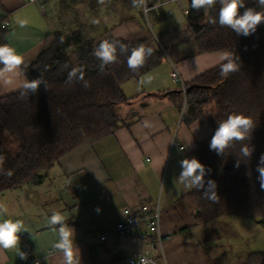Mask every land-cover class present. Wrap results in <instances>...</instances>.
Returning <instances> with one entry per match:
<instances>
[{
  "label": "crops",
  "instance_id": "crops-1",
  "mask_svg": "<svg viewBox=\"0 0 264 264\" xmlns=\"http://www.w3.org/2000/svg\"><path fill=\"white\" fill-rule=\"evenodd\" d=\"M254 1L245 0V5ZM146 2L147 7L153 8L145 17L141 7H133L130 17L116 23L108 19L112 24L105 25L119 39L157 37L166 54L158 67L124 85L126 94L134 97L133 101L137 99L136 105L119 109L125 115L134 109V116L126 121L128 127L64 156L52 169L41 173L44 177L41 184L27 183L0 194V205L7 209L0 215V221H24L29 231L18 234V247L40 258V264H63L62 253L53 248L57 232L47 223L53 212L61 213L73 229L80 264H128L127 257L147 250L152 251L159 264H248L250 254L264 253V225L251 219L252 226L247 222L243 228L255 233L251 245L243 243L246 249L236 251L242 255H232V246L240 242L244 232L240 230L241 238L238 235L234 240L229 238L236 237L237 231H230L228 239L222 237L215 226L218 220H229L228 217L198 223L196 209L188 197L192 189H185L177 179L182 171L180 161L193 157L199 160L200 145L214 131L200 121H188L189 107L185 110L171 104L168 94L179 91V85L170 74L176 69L188 83L219 66L225 51L199 52L190 21L192 17L207 15L203 9L186 17L188 0ZM170 3L178 5L183 13L180 18ZM41 4L31 0H0V15L9 22L7 44L23 56L26 65L16 73L0 77V97L21 90L27 78L24 69L55 39L58 30L46 12V4ZM149 76L151 82L141 84ZM144 204L158 205L163 212L160 243L156 237L151 238V244L145 238L113 233L123 219V210L138 209ZM185 229L188 230L183 234ZM106 232L109 238L100 242L98 236ZM8 263L25 264V260L14 249L0 248V264Z\"/></svg>",
  "mask_w": 264,
  "mask_h": 264
},
{
  "label": "trees",
  "instance_id": "trees-1",
  "mask_svg": "<svg viewBox=\"0 0 264 264\" xmlns=\"http://www.w3.org/2000/svg\"><path fill=\"white\" fill-rule=\"evenodd\" d=\"M245 7L260 10L255 1ZM219 8L210 10L204 23L190 21L197 47L200 53L232 52L239 57L240 70L225 79L219 65L185 83V94L181 87L169 92L168 100L179 109L188 104V121L207 124L214 133L219 122L233 113L248 116L255 127L250 139L234 142L223 155L210 150L214 134L200 145L205 186L192 189L188 197L200 224L227 216L264 224V189L257 179V165L264 154V23L249 36L237 35L228 27L209 23L210 17H218ZM243 11L240 9L241 14ZM7 22L0 15V44H7ZM104 40L115 45L116 61L101 70V61L93 52ZM141 43L152 48L153 54L142 67L132 71L127 60L132 48ZM71 46L76 47L74 56L68 52ZM165 55L153 37L126 40L113 37L109 31L107 37L95 41L83 40L79 31L70 35L55 32L50 47L24 69L29 80L42 77L47 88L41 84L35 94L26 98H21V90L0 97V155L5 158L3 169L12 171L11 177L0 174V194L27 183L41 184V173L52 169L64 156L128 127L126 121L134 116V109L126 115L119 109L136 105L137 99L133 101L134 97L126 94L124 85L158 67ZM73 68H82L84 81L79 79V72L68 81ZM245 145L254 149L250 157L240 152ZM237 161L239 168L235 167ZM209 180L216 184L218 202L205 198ZM248 264H264V253L250 254Z\"/></svg>",
  "mask_w": 264,
  "mask_h": 264
},
{
  "label": "clouds",
  "instance_id": "clouds-1",
  "mask_svg": "<svg viewBox=\"0 0 264 264\" xmlns=\"http://www.w3.org/2000/svg\"><path fill=\"white\" fill-rule=\"evenodd\" d=\"M103 4L104 0H98ZM258 8L245 7V0H191V8L200 11L203 9L207 14L212 10L215 5L219 4L217 18H209V23H218L221 27H228L233 30L237 35L249 36L257 30V27L264 23V0H255ZM133 7H147L146 0H131ZM244 9L243 13H240V9ZM20 26L23 27L24 23L21 21ZM63 38H61L62 40ZM127 47V46H123ZM116 47L109 40L101 41L94 49L93 55L101 61L100 68L106 65L114 63L116 61ZM153 54V49L146 47L143 43L137 47H133L131 55L127 60V67L136 71L142 67L148 57ZM222 63L220 64V75L227 79L230 74L240 70L241 65L238 62L239 57L235 56L232 52L225 51L220 57ZM0 77H4L6 74L16 73L18 69L24 65V58L19 54L15 48L9 44H0ZM26 67V65H24ZM77 72L80 73L79 79L84 81V74L82 68H73L68 73V81H72L76 77ZM152 77L149 76L147 80H141V84L150 83ZM41 84L47 85L45 81L40 78L25 79L20 91L21 98H26L30 94H35ZM89 85L87 81L84 82V87ZM255 125L253 121L242 113H233L227 116L226 119L219 122L218 127L215 130L214 135L210 140V150L215 151L218 155H223L225 150L232 146L234 142L244 141L251 138L252 130ZM184 149L181 148L180 151ZM254 149L248 145L243 146L240 149L241 154L244 157H250ZM4 156L0 155V174L8 177L12 176V171L9 169L5 171L2 165L4 164ZM182 171L177 178L185 189H200L204 188L205 181L204 176L206 173L205 166L196 158H185L180 161ZM236 168H239V161H237ZM257 171L259 173L258 180L261 189H264V154H261L259 163L257 165ZM208 190L205 192V198L218 202L219 196L215 191L216 184L214 181H207ZM99 212V209H97ZM7 212V209L0 205V215ZM48 225H50L54 231L57 232L58 239L53 243V248L62 253L63 264H80V252L75 245L74 231L65 222V218L59 212H53L47 219ZM56 226H59L58 228ZM29 231L25 226L23 220L17 219H4L0 221V248L16 250L17 255L22 260L27 259V253L20 250L18 247L20 237L19 233ZM147 264V262H145Z\"/></svg>",
  "mask_w": 264,
  "mask_h": 264
},
{
  "label": "rangeland",
  "instance_id": "rangeland-1",
  "mask_svg": "<svg viewBox=\"0 0 264 264\" xmlns=\"http://www.w3.org/2000/svg\"><path fill=\"white\" fill-rule=\"evenodd\" d=\"M44 4H46V12L50 16V20L58 32L64 35H70L74 31H79L83 40L93 39L95 41L107 37L108 32L112 31L110 28L106 30L107 28L105 25L112 24V21H108V19L113 20L115 23L116 21H121L124 18L130 17V9L133 8L131 0H104L103 4L99 3L98 0H45ZM170 4L174 8L177 17L180 18L183 13L178 5L174 3ZM141 11L142 15L145 17V15H147V7H141ZM206 17L207 16H204V14L198 15L195 16V18L192 17L191 21L194 23H204ZM155 31H158V29H155ZM156 38L153 36V39L156 40L160 49L164 50L163 46L157 40L158 38ZM75 50L76 47L73 46L68 48V52L73 56ZM136 82L138 81H133V83ZM138 84L139 86L141 85L139 82ZM227 217L229 220H218L215 227L222 232V237L227 239L231 233L230 231H237V236L229 238L230 240H234L238 235L239 238H241L239 231L241 230L244 232L240 242H235L232 246L233 252L231 254L236 257L242 255L237 254V250L243 252L246 249L245 246L251 245V238L255 233L252 230L244 231L243 228L245 223L249 222L252 226L254 221L235 216ZM238 219L244 221H239ZM257 237L259 238V235H257ZM243 243H245V246Z\"/></svg>",
  "mask_w": 264,
  "mask_h": 264
},
{
  "label": "built area",
  "instance_id": "built-area-1",
  "mask_svg": "<svg viewBox=\"0 0 264 264\" xmlns=\"http://www.w3.org/2000/svg\"><path fill=\"white\" fill-rule=\"evenodd\" d=\"M32 2H40L41 5L44 6L45 0H31ZM186 1V0H180ZM188 7L184 9V14L186 17H191L193 12L196 11L191 8V0H188ZM45 9V7H43ZM153 7H147V11L151 10ZM9 26V22L5 24ZM171 78L173 81L182 88L184 94L186 93V84L179 73L178 70L174 69L171 74ZM185 110L188 109L189 106L184 104ZM183 148V147H181ZM162 210L157 205L155 207L149 206L147 204L141 205L138 209H125L122 211L123 219L119 221L113 233L121 235V236H132V237H141L146 240L151 241L152 237H156L158 243H160V229L162 222ZM109 232L103 233L98 236L100 242H104L109 238ZM128 264H159L158 260L154 257L151 250H147L143 253H134L127 257L126 259ZM41 259L38 257H33L27 254V259L25 260V264H40ZM9 264V263H8Z\"/></svg>",
  "mask_w": 264,
  "mask_h": 264
},
{
  "label": "bare ground",
  "instance_id": "bare-ground-1",
  "mask_svg": "<svg viewBox=\"0 0 264 264\" xmlns=\"http://www.w3.org/2000/svg\"><path fill=\"white\" fill-rule=\"evenodd\" d=\"M187 102V101H186Z\"/></svg>",
  "mask_w": 264,
  "mask_h": 264
}]
</instances>
